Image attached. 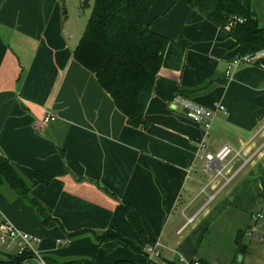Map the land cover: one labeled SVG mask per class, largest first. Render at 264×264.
Here are the masks:
<instances>
[{
	"label": "crops",
	"instance_id": "crops-1",
	"mask_svg": "<svg viewBox=\"0 0 264 264\" xmlns=\"http://www.w3.org/2000/svg\"><path fill=\"white\" fill-rule=\"evenodd\" d=\"M192 1L151 7L150 27L188 49L182 71L157 78L149 127L139 129L75 59L84 32L72 26L65 0H0V156L27 187L23 196L0 175V218L38 237L40 255L57 264H147L148 246L159 243L170 263L242 256L264 264L248 233L264 210V66L243 64L227 78L235 40ZM237 1L264 26V0ZM178 94L225 106L209 134L171 106ZM49 113L56 119L44 125ZM224 145L242 156L228 159L224 176L207 174L206 153ZM102 235L111 238L100 242ZM252 244L263 250L253 260ZM16 253L17 243L0 246V262Z\"/></svg>",
	"mask_w": 264,
	"mask_h": 264
},
{
	"label": "trees",
	"instance_id": "trees-1",
	"mask_svg": "<svg viewBox=\"0 0 264 264\" xmlns=\"http://www.w3.org/2000/svg\"><path fill=\"white\" fill-rule=\"evenodd\" d=\"M90 1L93 2L92 12L74 57L97 77L116 107L126 115L130 126L147 129L146 108L157 78L165 70L182 71L188 48L150 27L147 20L155 0H84V3ZM191 4L234 38L238 53L264 47V26L250 7L237 0H193ZM0 175L21 195L27 196L26 184L3 154ZM37 175L44 182L50 179ZM31 202L47 219L42 205L36 199ZM130 220L142 233L131 213ZM110 238L109 235L97 236L100 242ZM46 259L49 264H57ZM20 261L21 257L15 254L0 264Z\"/></svg>",
	"mask_w": 264,
	"mask_h": 264
},
{
	"label": "built area",
	"instance_id": "built-area-1",
	"mask_svg": "<svg viewBox=\"0 0 264 264\" xmlns=\"http://www.w3.org/2000/svg\"><path fill=\"white\" fill-rule=\"evenodd\" d=\"M238 20L242 21L241 18H238ZM243 64L264 66V47L250 53H237L225 72L226 77L230 79L234 70ZM170 104L174 108H181L184 115L191 121L201 124L206 134H209L216 114L219 111L225 112V106L222 104L217 107H210L194 98L182 94L175 95ZM55 119L56 115L49 113L45 116L42 123L47 125ZM231 156L241 157L242 150L235 149L231 145H224L215 153L207 152L205 157L208 163L204 171L210 175L214 172L215 177L224 176V171L229 163L228 159ZM213 165H215L216 168H214ZM248 233L264 249V210L257 211L253 214ZM39 241L40 239L38 237L18 228L9 220L0 218V246L11 249L13 244L17 243L16 255L21 257L20 262L3 264H49L46 257L40 255L34 248V243H39ZM147 252L149 256L147 264H169L167 260L160 258L161 251L159 249V243L148 246ZM178 262L179 264H207L200 259L187 260L183 257L179 258ZM231 264L244 263L241 260H236Z\"/></svg>",
	"mask_w": 264,
	"mask_h": 264
},
{
	"label": "rangeland",
	"instance_id": "rangeland-1",
	"mask_svg": "<svg viewBox=\"0 0 264 264\" xmlns=\"http://www.w3.org/2000/svg\"><path fill=\"white\" fill-rule=\"evenodd\" d=\"M65 4L68 10V16L70 22L72 23V26L75 29H79V33L85 32L89 16L92 12L93 2L90 1L89 4H85L84 0H65ZM251 248L253 253L249 256L251 257V260H253L254 256L258 254H263V250L257 244H252ZM258 258L260 257H256V260H258Z\"/></svg>",
	"mask_w": 264,
	"mask_h": 264
},
{
	"label": "water",
	"instance_id": "water-1",
	"mask_svg": "<svg viewBox=\"0 0 264 264\" xmlns=\"http://www.w3.org/2000/svg\"><path fill=\"white\" fill-rule=\"evenodd\" d=\"M241 257H242V256H239L240 260H241Z\"/></svg>",
	"mask_w": 264,
	"mask_h": 264
}]
</instances>
